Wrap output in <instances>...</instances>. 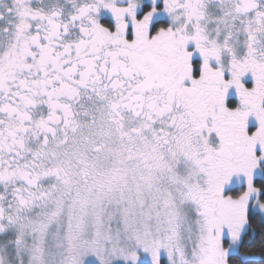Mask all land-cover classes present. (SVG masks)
Instances as JSON below:
<instances>
[{
    "label": "snow or ice",
    "instance_id": "obj_1",
    "mask_svg": "<svg viewBox=\"0 0 264 264\" xmlns=\"http://www.w3.org/2000/svg\"><path fill=\"white\" fill-rule=\"evenodd\" d=\"M0 264H264V0H0Z\"/></svg>",
    "mask_w": 264,
    "mask_h": 264
}]
</instances>
